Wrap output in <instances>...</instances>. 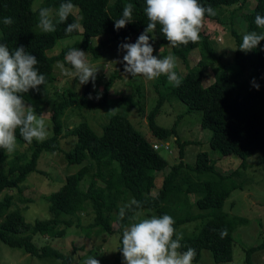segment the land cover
I'll return each instance as SVG.
<instances>
[{
	"label": "trees",
	"instance_id": "16d2710c",
	"mask_svg": "<svg viewBox=\"0 0 264 264\" xmlns=\"http://www.w3.org/2000/svg\"><path fill=\"white\" fill-rule=\"evenodd\" d=\"M62 2L66 0H43L37 11L33 12V0H0V43L6 44L10 52L23 47L27 53L35 56L38 61L36 67L46 78L45 85H40L39 90L30 89L22 94L23 100L37 115L45 103L44 88L54 80L55 62L64 60L69 47L90 50L97 55L99 47L109 39H124L131 35L139 37L148 24L144 12L145 0H71L79 9L82 39L64 46L58 53L51 55L47 49L53 47L59 38L66 36L65 28L74 20H78L77 15L70 16L65 23L56 24L55 32L44 33L37 26L39 8L46 7L56 11ZM247 2L248 0H199L202 6H211L216 11L215 16L206 14L211 18H218L217 11L222 6L237 3L243 5ZM129 3L133 5V20L124 28L117 30L115 20L120 18L123 7ZM257 14L264 16V0H257L254 8L244 13L246 33L262 31L254 23ZM5 17H11L13 24L4 25ZM52 17L55 22V15ZM231 32L237 43L231 64L223 62L212 37L204 30H201L200 41L197 44L170 46L172 55L184 61L191 49L199 48L200 58L196 64L188 65L184 74L176 70L182 79L179 87L169 84L167 77L163 75L154 80L153 87L157 96L154 105L147 111V125L155 141H152V138L148 139L130 122L127 112L138 103L128 96L124 98L126 108L123 113L111 114L103 125L101 134H96L91 125L82 120L68 130V133L77 137L73 147L62 150L61 139L64 136L63 120L66 112L106 109L112 106L113 102L108 99V93L115 79L120 78L119 71L124 67L123 63L109 74L102 88V98L98 101L89 97V82L82 94L67 89L66 97L55 102L52 114L53 134L44 141L34 139L32 143H28L17 129L16 142L27 143L29 152L16 156L13 154L10 157L11 154L8 155L0 149V239L12 246H21L26 252L37 257L55 258L53 264H82L74 262L72 254L49 242L38 245L33 240V235L35 233L45 237L64 235L69 226L82 225L81 211L90 207L92 220L85 225L87 231L95 227L97 230L118 232L113 260L110 263H102L99 260L100 264H124L122 252L119 251V237L124 228L131 223L130 217L134 211L148 208L152 209L156 216L164 214L172 216L175 228L187 221L206 218L197 233L182 236V250L195 249L194 260L201 257L205 247L212 250L215 261L232 259L234 231L240 225L248 223L249 218L224 210V200L233 188H243L245 183L235 178L243 175V170L249 166L247 158L256 150L261 152L264 169V41H261L257 48L245 53L238 47L246 33L235 28H231ZM101 33L106 34L105 38L93 44L91 37ZM148 35L151 45L155 41L170 44L161 33L159 25L154 34ZM163 56L164 50L156 57L162 59ZM233 63L235 67L231 68ZM210 67L213 71V80L210 84L204 85L206 69ZM253 80L259 85L258 89L253 85ZM139 95L144 96L143 93ZM139 97L136 102H139ZM166 99L185 103L188 111L202 110L201 126L211 129L212 132L210 146L223 154H238L242 158L240 164L228 173H222L216 168L209 153L199 151L192 165L182 159L173 163L164 175L161 187L153 192L156 171L167 164V159L158 150L163 148L162 145L165 143L169 144L167 138L170 136H174L178 141L177 120L170 128L156 122ZM191 142L190 140L178 142L180 156H183L184 146ZM154 144H157L158 148H154ZM42 151H64L68 162H79L81 165L73 173L66 175L58 189L47 194L52 215L49 218H35L29 221L19 208L11 209L14 204L13 193L3 194V191L11 188H17L19 191L23 189L27 176L37 169ZM184 166L187 168L184 169ZM188 169L198 174L197 181L191 180ZM203 173H210L212 177L203 180L200 178ZM190 191H197L196 205L200 210H190L189 203L183 212L176 211L174 208L179 204L185 206L188 204ZM133 199L139 202V208L133 205L132 210H127L125 218L121 220L119 209L130 204ZM63 213L76 214L81 218L79 217L78 221L71 217L64 218ZM113 213L115 227L111 224ZM224 229L228 235L221 239L219 232ZM261 248H264V241L248 246L246 261L249 262L253 253Z\"/></svg>",
	"mask_w": 264,
	"mask_h": 264
},
{
	"label": "rangeland",
	"instance_id": "374dc122",
	"mask_svg": "<svg viewBox=\"0 0 264 264\" xmlns=\"http://www.w3.org/2000/svg\"><path fill=\"white\" fill-rule=\"evenodd\" d=\"M257 0H248L247 3H240L222 6L218 12V18L205 17L202 30L209 32L215 44L216 51L221 54V59L226 64L233 62V54L235 50L234 36L231 28L237 29L239 32L247 30L246 19L244 13L250 11L256 5ZM43 0H33L37 8L42 4ZM77 19L81 23L79 9L75 7ZM55 15V10H52V16ZM82 25V23H81ZM1 33V30H0ZM246 33V32H245ZM106 34L101 33L91 37V42L96 44L101 39L105 38ZM82 39V31L72 34L71 36H63L58 39L57 43L47 49L48 54L58 53L65 45L66 40H70L71 44L76 40ZM138 39L137 35H131L124 39H109L97 50L98 54H93L90 50L80 49L86 53L88 62L97 70L95 80L89 81V97L94 101L102 98V88L109 74L113 69L123 63V56L126 54L120 48L123 43H135ZM154 49L153 55L157 56L162 50L165 51V56L172 55L170 44L159 43L155 41L151 45ZM173 56V55H172ZM176 68L181 74H184L188 65H194L200 58V49H191L184 61L180 57H176ZM58 62L64 63L65 68L71 70V65L64 60L55 62L54 80L44 88V105L39 115L44 114L46 121L47 137L53 134V119L52 114L56 101H60L67 95V89H72L78 94H82L86 84L81 85L78 78L75 76L68 77L62 74L58 66ZM235 64L231 68H234ZM74 71V70H73ZM120 78H116L113 82L108 99L113 102V105L106 109L66 112L64 122V136L61 139L62 150H68L73 147L77 137L68 133V130L73 128L82 120H86L96 134H101L103 125L108 121V117L114 113H123L126 108L124 98L130 96L137 106L127 112L130 122L137 130L142 132L148 139H151V132L147 125V111L154 105L157 93L153 87L154 80H146L142 76L132 77L126 73L124 67L119 71ZM213 80L212 67L206 69L203 84L208 85ZM167 89V86H165ZM138 88V90H137ZM144 94L140 96L139 94ZM140 96V97H139ZM138 97L139 102H136ZM26 106H29L24 101ZM143 104V105H142ZM142 105V106H140ZM140 107V108H139ZM143 107V108H142ZM38 115V116H39ZM181 115V116H180ZM180 116V117H179ZM202 110L194 109L187 110L186 104L174 99H166L160 109L159 115L156 117V122L164 127L170 128L175 120H177L176 132L178 141L174 136L167 138L169 150L160 148L158 152L167 159V164L160 170L156 171L154 187L155 192L161 187L164 175L167 173L170 166L182 159L184 162L192 165L196 160V154L199 151L209 153L216 168L222 173H228L232 168L237 167L242 158L238 154H223L220 151L213 149L210 146L211 129L201 126ZM46 137V138H47ZM155 141V139H151ZM182 140L192 141L184 146L183 156L178 153V142ZM17 144L16 151L10 155L15 156L21 153H28V144ZM18 151V152H17ZM249 166L243 170V175L235 180L244 182L243 188H233L229 195L225 198L223 209L231 212L245 215L249 218V222L240 225L234 231L232 242V259L215 261L213 259L212 250L208 247L203 248L201 257L193 260V264H264V248L258 249L253 253L249 262L246 261V248L250 245L258 244L264 241V169L261 163V152L256 150L255 153L247 158ZM5 164V163H1ZM81 164L79 162H68L65 158L64 151H42L37 162V169L32 171L24 181L21 191L17 188L6 189V192L13 193L14 200L11 209L19 208L26 220L33 221L35 218H49L52 214L49 210L50 201L47 194L54 189H58L69 173L77 170ZM187 166H184V169ZM190 178L192 181H197V173L190 169ZM210 173L201 174V179L211 178ZM86 186V184H84ZM197 191L188 193V204L185 206L179 204L174 209L178 212H183L184 208L199 211L200 208L196 205ZM140 219L156 216L152 209H139ZM81 217L76 214L63 213L64 218H73L78 221L81 218L82 225L75 224L68 227L64 235L43 236L40 233L33 235V240L38 244L49 242L52 245L62 249L63 251L72 254L74 262H83L87 257H95L102 263H110L113 260L116 246L118 243L117 231L97 230L95 227L89 228L87 231L85 225L92 220V211L88 207L81 211ZM115 213L112 214L111 224L115 227ZM206 218H198L179 224L176 227L178 234L192 235L198 232ZM134 221H131V223ZM130 223V224H131ZM129 224V225H130ZM128 225V226H129ZM55 258H40L36 255L26 252L21 246H12L0 239V264H53Z\"/></svg>",
	"mask_w": 264,
	"mask_h": 264
},
{
	"label": "clouds",
	"instance_id": "9594fccd",
	"mask_svg": "<svg viewBox=\"0 0 264 264\" xmlns=\"http://www.w3.org/2000/svg\"><path fill=\"white\" fill-rule=\"evenodd\" d=\"M145 15L147 27L139 35L135 43H123L120 48L126 52L123 56L124 70L132 77L142 76L146 80H154L166 76L168 83L179 87L181 77L175 71L176 58L172 55L162 59L153 55L149 33H155L159 25L161 33L169 41L171 47L197 44L204 26L205 16H215L217 13L211 7H204L199 0H145ZM75 5L71 0L62 2L55 11V22L52 10L46 7L39 8L38 27L44 33L56 31V24L65 23L70 16H75ZM33 12L37 11L34 4ZM133 5L123 7L120 18L115 20L117 30L124 28L131 22ZM11 17L3 18L4 25H12ZM261 32L251 31L242 37L238 49L245 53L257 48L264 41V16L257 14L254 19ZM82 31L79 20L67 25L65 34L71 36L74 32ZM153 38H155L153 36ZM71 44L70 40L65 45ZM64 61L71 65V70L65 68L64 63L58 62L63 75L78 78L81 85L95 80L97 70L88 62L86 53L79 48L69 47ZM38 61L35 56L27 53L23 47L9 50L6 44L0 43V149L10 155L16 151V131L28 143L44 141L47 137L44 114L37 115L31 106H26L22 94L30 89L39 90L45 85V76L37 69ZM74 70V71H73ZM253 85H259L253 80ZM139 202L132 200L130 204L119 209V218L123 220L127 210H132ZM132 222L125 227L119 237V251L122 252L124 264H193L196 251L193 248L182 250V234L175 228L172 216H151L140 219V213L135 212L130 217ZM228 235L227 230H221V239ZM82 264H100L95 257H87Z\"/></svg>",
	"mask_w": 264,
	"mask_h": 264
},
{
	"label": "built area",
	"instance_id": "2783aa9c",
	"mask_svg": "<svg viewBox=\"0 0 264 264\" xmlns=\"http://www.w3.org/2000/svg\"><path fill=\"white\" fill-rule=\"evenodd\" d=\"M153 146H154V148H158V145L157 144H154ZM162 147L169 150V144H167V143H165L164 145H162Z\"/></svg>",
	"mask_w": 264,
	"mask_h": 264
}]
</instances>
